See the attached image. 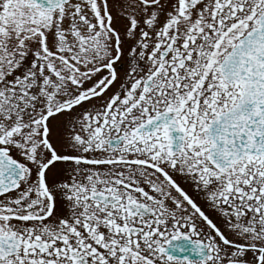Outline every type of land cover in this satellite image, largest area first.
<instances>
[{
	"label": "snow or ice",
	"instance_id": "snow-or-ice-1",
	"mask_svg": "<svg viewBox=\"0 0 264 264\" xmlns=\"http://www.w3.org/2000/svg\"><path fill=\"white\" fill-rule=\"evenodd\" d=\"M0 264H264V0H0Z\"/></svg>",
	"mask_w": 264,
	"mask_h": 264
}]
</instances>
